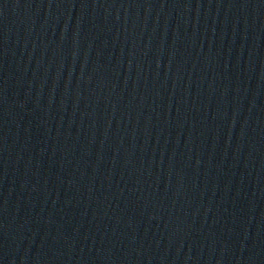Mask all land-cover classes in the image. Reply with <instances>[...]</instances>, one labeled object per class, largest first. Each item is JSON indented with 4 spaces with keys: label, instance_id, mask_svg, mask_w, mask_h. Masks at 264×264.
Masks as SVG:
<instances>
[{
    "label": "water",
    "instance_id": "obj_1",
    "mask_svg": "<svg viewBox=\"0 0 264 264\" xmlns=\"http://www.w3.org/2000/svg\"><path fill=\"white\" fill-rule=\"evenodd\" d=\"M0 264H264V0H0Z\"/></svg>",
    "mask_w": 264,
    "mask_h": 264
}]
</instances>
